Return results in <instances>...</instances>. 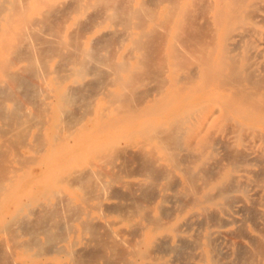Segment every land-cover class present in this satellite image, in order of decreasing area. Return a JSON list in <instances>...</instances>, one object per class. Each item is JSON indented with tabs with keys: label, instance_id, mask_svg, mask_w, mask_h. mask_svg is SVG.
I'll list each match as a JSON object with an SVG mask.
<instances>
[{
	"label": "bare ground",
	"instance_id": "bare-ground-1",
	"mask_svg": "<svg viewBox=\"0 0 264 264\" xmlns=\"http://www.w3.org/2000/svg\"><path fill=\"white\" fill-rule=\"evenodd\" d=\"M0 245L264 264V0H0Z\"/></svg>",
	"mask_w": 264,
	"mask_h": 264
},
{
	"label": "rangeland",
	"instance_id": "rangeland-1",
	"mask_svg": "<svg viewBox=\"0 0 264 264\" xmlns=\"http://www.w3.org/2000/svg\"><path fill=\"white\" fill-rule=\"evenodd\" d=\"M94 11H95V9L93 10H91L90 12L92 13H94ZM91 13H89V14H91ZM8 239V238H7ZM19 239H23V237H20ZM1 247H0V252H2V250L4 249V247H2L3 245H0ZM4 251V250H3ZM1 255V254H0ZM1 264V263H0Z\"/></svg>",
	"mask_w": 264,
	"mask_h": 264
}]
</instances>
